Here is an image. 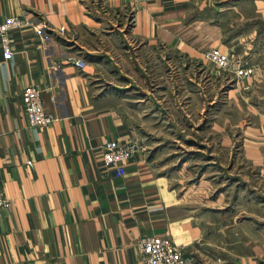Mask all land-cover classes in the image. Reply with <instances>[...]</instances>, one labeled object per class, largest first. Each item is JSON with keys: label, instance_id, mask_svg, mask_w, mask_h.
Here are the masks:
<instances>
[{"label": "crops", "instance_id": "0c3cea01", "mask_svg": "<svg viewBox=\"0 0 264 264\" xmlns=\"http://www.w3.org/2000/svg\"><path fill=\"white\" fill-rule=\"evenodd\" d=\"M9 15L30 24L10 30V58L0 47V188L13 201L0 264H145L136 241L153 234L194 264H264L252 195L264 189V0H0ZM212 46L254 73L217 68ZM163 53L183 59L173 85ZM28 84L46 126L28 124ZM107 139L137 144L124 175L104 167Z\"/></svg>", "mask_w": 264, "mask_h": 264}, {"label": "built area", "instance_id": "2783aa9c", "mask_svg": "<svg viewBox=\"0 0 264 264\" xmlns=\"http://www.w3.org/2000/svg\"><path fill=\"white\" fill-rule=\"evenodd\" d=\"M143 2L145 0H137ZM30 24L25 17L9 15L0 21V47L2 57L8 59L12 55L10 30ZM44 24L41 22L40 27ZM37 28V29H38ZM36 29V30H37ZM204 56L213 62L219 69H233L237 77H246L254 73L253 64H245L233 57L229 52L212 46L204 51ZM69 61L78 67L85 64L80 57L69 56ZM21 103L26 114L28 124L43 127L53 120L52 115L45 111L41 97L40 88L34 84L26 85L21 93ZM137 149L134 142L120 143L116 139H107L103 143L101 157L106 169H110L115 176L126 173L125 165ZM13 201L6 197L0 188V216L4 209L9 208ZM141 260L145 264H194V257L182 251L167 235H144L136 241Z\"/></svg>", "mask_w": 264, "mask_h": 264}, {"label": "rangeland", "instance_id": "374dc122", "mask_svg": "<svg viewBox=\"0 0 264 264\" xmlns=\"http://www.w3.org/2000/svg\"><path fill=\"white\" fill-rule=\"evenodd\" d=\"M227 34H228V32H227ZM163 54H166V55H170V56H172V61H170L168 64H166V63H164V64H162L161 65V67H160V69H162V68H167L168 67V71H172V76H171V79H170V82H171V84L173 85V83L175 82V80H174V78H175V75H173V73H176V67H175V64L176 63H178V62H182V60L183 59H180L177 55H173V54H170V53H163ZM162 54V56H164ZM155 59V58H154ZM156 60V59H155ZM155 60H152V61H154L155 62ZM151 61V62H152ZM139 64H141V66L142 67H145V66H147V65H149V66H153V65H151V63H139ZM153 72V71H152ZM171 84H170V87L172 88V86H171ZM159 103V102H158ZM161 105V104H160ZM223 168H225V165H223ZM220 174L222 175V177L224 178V180H226L225 178H228V180H226V181H229V175L224 171V170H222L221 172H220ZM235 177H236V179L237 180H240L241 181V175L239 174H235ZM252 178L254 179V176L252 175ZM253 182V181H252ZM248 193L246 192V195H247ZM252 195L253 196H255V198H260V199H264V189H257V192L255 193V192H253L252 193Z\"/></svg>", "mask_w": 264, "mask_h": 264}, {"label": "water", "instance_id": "95a60500", "mask_svg": "<svg viewBox=\"0 0 264 264\" xmlns=\"http://www.w3.org/2000/svg\"><path fill=\"white\" fill-rule=\"evenodd\" d=\"M154 104H155L156 107H158L159 109L163 110L162 106L160 105V103H158L157 101H154Z\"/></svg>", "mask_w": 264, "mask_h": 264}]
</instances>
